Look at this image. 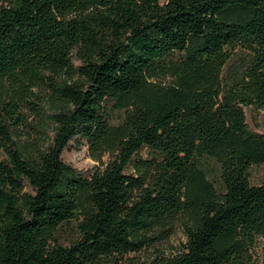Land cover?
I'll list each match as a JSON object with an SVG mask.
<instances>
[{
  "label": "trees",
  "instance_id": "obj_1",
  "mask_svg": "<svg viewBox=\"0 0 264 264\" xmlns=\"http://www.w3.org/2000/svg\"><path fill=\"white\" fill-rule=\"evenodd\" d=\"M233 45L248 60L225 78ZM245 107L264 113V0H0V264H253L264 131ZM74 137L88 175L61 158Z\"/></svg>",
  "mask_w": 264,
  "mask_h": 264
},
{
  "label": "rangeland",
  "instance_id": "obj_2",
  "mask_svg": "<svg viewBox=\"0 0 264 264\" xmlns=\"http://www.w3.org/2000/svg\"><path fill=\"white\" fill-rule=\"evenodd\" d=\"M163 2L164 0H159ZM228 57L225 60L222 68L221 75L225 78L238 75L245 63L248 60L247 51L238 46L233 45L228 48ZM75 63L79 61L74 59ZM108 105V117L110 122L118 123L122 117V110L116 109L110 106L111 101L107 100ZM245 120L248 125L255 129L264 131V113L261 111H255L248 108H244ZM147 155L146 148H141L138 151V156L145 157ZM61 158L64 162L71 164L77 173L82 175H88L90 172L100 165V162L92 157V154L88 148L86 141L79 137L72 138L66 147L61 152ZM103 159H107V155L103 156ZM199 164L204 169L208 179L212 181L215 187L219 185L218 178V165L212 157L201 156L199 158ZM264 178V163H252L248 167V180L250 183H259ZM25 189L30 190V187L26 184ZM56 234L62 243H68L76 235L75 220L69 219L62 222L56 229ZM184 239L181 228L178 224H175L170 234L162 239L155 245L163 248L165 252ZM254 263L262 264L264 258V245L259 243L253 251Z\"/></svg>",
  "mask_w": 264,
  "mask_h": 264
}]
</instances>
